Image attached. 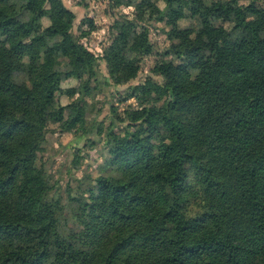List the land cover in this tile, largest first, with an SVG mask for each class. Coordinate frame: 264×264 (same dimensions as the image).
<instances>
[{
  "label": "trees",
  "instance_id": "16d2710c",
  "mask_svg": "<svg viewBox=\"0 0 264 264\" xmlns=\"http://www.w3.org/2000/svg\"><path fill=\"white\" fill-rule=\"evenodd\" d=\"M103 1L96 53L93 15L0 0V264H264V5ZM65 133L95 172L74 173L78 148L54 176L49 137Z\"/></svg>",
  "mask_w": 264,
  "mask_h": 264
},
{
  "label": "rangeland",
  "instance_id": "374dc122",
  "mask_svg": "<svg viewBox=\"0 0 264 264\" xmlns=\"http://www.w3.org/2000/svg\"><path fill=\"white\" fill-rule=\"evenodd\" d=\"M80 1V2H79ZM86 1L89 3L85 5ZM66 6L73 8L74 12L77 15V19L75 22V26L78 22L85 17L87 14H91L97 20L99 24V28L96 29L95 32L91 34V38L86 39L85 43L89 46L90 49L98 53L100 51L101 43L105 42L109 30V25L113 20L112 13L105 12V3L103 0H63ZM79 2V3H78ZM243 7L246 9L252 6L264 5L263 0H241L240 2ZM119 11L125 14L131 13V8L121 7ZM86 28V26H84ZM164 29V30H163ZM168 30L167 27H161L159 24H153L150 27V39L154 46V50L162 49L164 46L168 44V40L165 34V31ZM155 57L147 56L141 62V69L138 74V77L131 81V84H135L142 80L144 76L149 73L151 66L153 65ZM100 69L103 73H105L104 64H100ZM122 89L123 87H118ZM113 86H104L103 89L96 90L95 101H93V105L97 108L99 107L103 101L107 100V95L110 91H113ZM65 100V98H63ZM115 99V98H114ZM129 102L133 103L134 100L130 99ZM127 103H120L118 106L120 109L126 106ZM108 105L105 104L99 115V118H103L107 115ZM49 149L48 155L51 158L52 163V171L56 178L59 181L63 182L65 178L68 177L69 171L73 168L72 166L79 162L78 156H75L74 150H80V155L83 157L81 161V167L79 169L74 170L76 175H79L84 170L96 171V165L102 160V158L98 157L96 151L90 152L82 147L83 138L79 136H73L71 133H65V135L56 138L49 137ZM73 172V170H72Z\"/></svg>",
  "mask_w": 264,
  "mask_h": 264
}]
</instances>
